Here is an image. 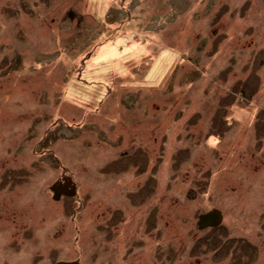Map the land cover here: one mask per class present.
Returning <instances> with one entry per match:
<instances>
[{"label":"rangeland","instance_id":"374dc122","mask_svg":"<svg viewBox=\"0 0 264 264\" xmlns=\"http://www.w3.org/2000/svg\"><path fill=\"white\" fill-rule=\"evenodd\" d=\"M74 261L264 264V0H0V264Z\"/></svg>","mask_w":264,"mask_h":264},{"label":"water","instance_id":"95a60500","mask_svg":"<svg viewBox=\"0 0 264 264\" xmlns=\"http://www.w3.org/2000/svg\"><path fill=\"white\" fill-rule=\"evenodd\" d=\"M63 180L65 181V184L58 181L50 187L51 191L53 192V199L56 201L60 200L63 194L68 197L76 196V185L74 184L71 177H67ZM222 220V212L218 209H213L199 215L197 227L199 230L216 228L222 223ZM56 264H78V262H58Z\"/></svg>","mask_w":264,"mask_h":264},{"label":"flooded vegetation","instance_id":"af4514ba","mask_svg":"<svg viewBox=\"0 0 264 264\" xmlns=\"http://www.w3.org/2000/svg\"><path fill=\"white\" fill-rule=\"evenodd\" d=\"M67 178L66 176L64 178H62V180H60V182L64 183L65 184V181L63 179ZM53 193V192H52ZM61 198H68V196H66L65 194H63L61 196ZM56 264V263H55Z\"/></svg>","mask_w":264,"mask_h":264},{"label":"trees","instance_id":"16d2710c","mask_svg":"<svg viewBox=\"0 0 264 264\" xmlns=\"http://www.w3.org/2000/svg\"><path fill=\"white\" fill-rule=\"evenodd\" d=\"M134 198H132V199L135 201V203H140V200L139 199H137V198L134 199Z\"/></svg>","mask_w":264,"mask_h":264}]
</instances>
